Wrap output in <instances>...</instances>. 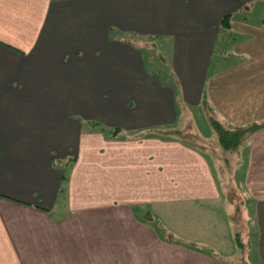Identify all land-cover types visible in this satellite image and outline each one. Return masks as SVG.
Instances as JSON below:
<instances>
[{
  "label": "crops",
  "instance_id": "0c3cea01",
  "mask_svg": "<svg viewBox=\"0 0 264 264\" xmlns=\"http://www.w3.org/2000/svg\"><path fill=\"white\" fill-rule=\"evenodd\" d=\"M250 1L0 0V264H122L106 235L79 241L80 216L222 201L210 159L154 129L204 97L230 125L264 121V22L233 16ZM245 144L244 259L220 219L168 264H264V130Z\"/></svg>",
  "mask_w": 264,
  "mask_h": 264
},
{
  "label": "rangeland",
  "instance_id": "374dc122",
  "mask_svg": "<svg viewBox=\"0 0 264 264\" xmlns=\"http://www.w3.org/2000/svg\"><path fill=\"white\" fill-rule=\"evenodd\" d=\"M233 16L236 19L241 20L244 18L249 22L261 25L264 22V0H251L248 4L243 5L242 10L235 12ZM231 18L232 15L229 18L230 21ZM218 39L216 51L225 50L226 47L230 49L231 45H227V30L223 29ZM156 43H158L162 50V57H166L168 46L163 47L161 43L157 41ZM157 67L155 63V68ZM167 72L168 68L165 67L162 75ZM202 100L203 103L199 107H188L187 111L179 110V118L176 124L171 125L168 129L155 128L154 130L156 132H164L168 138H177L197 147L210 159L217 178L219 177L221 183L223 192L222 201L219 204H207L198 206L197 208L181 205L153 207V212L155 211L159 215H157L159 218L145 207L137 208V211H134L135 214H132L130 209H122L117 215L112 211L100 214L89 213L86 218L84 215L79 217V226L82 231L79 233L78 238L81 243L83 241L92 243L95 237L98 239V237L106 235V249L113 250V247L117 246L120 247V251H123L121 259H119V262L122 261V264H168L171 257H175L176 253L179 252L177 247L181 245L180 238L197 243L199 244V248H202L199 239L198 241L195 240V236L201 238L202 235H207L209 237L210 233H214L213 231L218 228L217 220L224 219L225 229L229 230V233L231 232L228 241L231 240L233 242L234 238L238 258L244 259L246 250L239 249L236 242L237 233L241 232L240 238L243 236L242 240L245 244L252 226L246 216L248 197L240 185L242 179H244L242 155L244 153L243 147L246 144L244 141L243 145L236 152L225 151L209 119L211 113L216 116L218 115L213 110L207 97L202 98ZM220 119L224 127L236 128V126L230 125V123L224 121L222 118ZM255 123H264V121ZM102 129L106 130V132L109 131L108 133L111 137L110 129L106 126H103ZM134 132L130 131V133ZM126 133L128 131L123 132L124 135ZM53 209V215L59 221L70 216L68 215L64 198L61 202L58 201V204ZM105 215L107 222L103 227V222L100 219ZM211 217H213V220H211L212 225L204 228L202 225ZM67 224L70 225L72 222L68 221ZM221 228L223 227L221 226ZM115 235H117L116 239ZM175 239L177 240L175 241ZM255 240L253 238L254 243ZM172 247L176 248V250H172ZM136 249L137 262L135 261ZM220 257L231 261L230 258L227 259V255ZM131 258L132 262L130 261Z\"/></svg>",
  "mask_w": 264,
  "mask_h": 264
},
{
  "label": "trees",
  "instance_id": "16d2710c",
  "mask_svg": "<svg viewBox=\"0 0 264 264\" xmlns=\"http://www.w3.org/2000/svg\"><path fill=\"white\" fill-rule=\"evenodd\" d=\"M229 15H226L224 19H222L227 26L231 25L229 23V18H230ZM209 119L218 135L220 144L222 145L224 150L232 153L238 151L240 146L243 145L242 143L246 141V139L250 135L259 132L260 130H264V123H252L247 126H240V127L236 126V128H232V127L226 128L223 126L220 117L216 116L215 114L213 115L211 113L209 115ZM110 131H111V137L115 139L118 138L120 135H122L123 132H125L126 130L120 127H115V128H111ZM142 136H144V134ZM240 235H242L241 232L237 233L236 245L239 249L247 250L250 246L249 238L247 236V242H245L244 244V241L242 240L243 236H241L240 238Z\"/></svg>",
  "mask_w": 264,
  "mask_h": 264
}]
</instances>
